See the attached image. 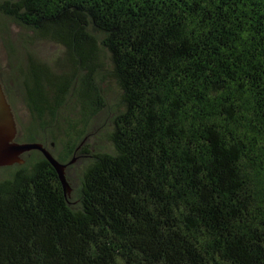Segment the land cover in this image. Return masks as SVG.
Returning <instances> with one entry per match:
<instances>
[{
	"label": "trees",
	"instance_id": "obj_1",
	"mask_svg": "<svg viewBox=\"0 0 264 264\" xmlns=\"http://www.w3.org/2000/svg\"><path fill=\"white\" fill-rule=\"evenodd\" d=\"M0 35L72 187L0 167V264H264V0H0Z\"/></svg>",
	"mask_w": 264,
	"mask_h": 264
},
{
	"label": "water",
	"instance_id": "obj_2",
	"mask_svg": "<svg viewBox=\"0 0 264 264\" xmlns=\"http://www.w3.org/2000/svg\"><path fill=\"white\" fill-rule=\"evenodd\" d=\"M17 132L18 128L14 113L0 81V167L23 164L25 162L23 158L25 153L32 150H39L57 171L65 192L70 194L72 187L66 177L68 164L59 162L52 155L51 151L40 142L17 141Z\"/></svg>",
	"mask_w": 264,
	"mask_h": 264
},
{
	"label": "rangeland",
	"instance_id": "obj_3",
	"mask_svg": "<svg viewBox=\"0 0 264 264\" xmlns=\"http://www.w3.org/2000/svg\"><path fill=\"white\" fill-rule=\"evenodd\" d=\"M16 34H17V31L16 30H13V35L16 36ZM5 53L6 52H5V49H4V42H3L2 38H1V35H0V62H1L2 67H6V65H7ZM16 112H17V115L21 119H23V120L26 119L27 113H26V111H25V109H24V107H23V105L21 103H19L17 105Z\"/></svg>",
	"mask_w": 264,
	"mask_h": 264
}]
</instances>
